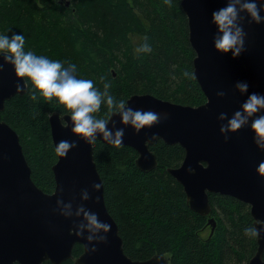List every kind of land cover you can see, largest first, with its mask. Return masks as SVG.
Here are the masks:
<instances>
[{
  "label": "trees",
  "instance_id": "1",
  "mask_svg": "<svg viewBox=\"0 0 264 264\" xmlns=\"http://www.w3.org/2000/svg\"><path fill=\"white\" fill-rule=\"evenodd\" d=\"M180 2L69 0L66 6V0H0V32H23L26 50L75 63L76 74L92 79L101 90L110 82L109 92L117 99L150 94L197 107L206 98L194 77L195 54ZM145 38L152 50L137 53ZM185 71L192 75H184ZM52 112L64 115L55 98L33 99L30 84L23 95L6 101L0 112V121L19 136L32 181L46 194L54 191L52 166L57 161L48 121ZM107 113L102 104L98 115ZM149 149L157 166L143 172L136 167L138 154L133 148L100 141L93 146L105 205L118 225L125 254L134 261L160 254L171 264H248L257 248L256 237L243 231L253 225L249 206L229 196L208 194L210 214H197L167 171L180 166L183 148L158 140ZM210 218L216 222L212 233ZM81 253L82 247L75 245L73 257Z\"/></svg>",
  "mask_w": 264,
  "mask_h": 264
},
{
  "label": "water",
  "instance_id": "2",
  "mask_svg": "<svg viewBox=\"0 0 264 264\" xmlns=\"http://www.w3.org/2000/svg\"><path fill=\"white\" fill-rule=\"evenodd\" d=\"M226 2H180L187 18L188 41L195 54L194 77L206 102L192 107L150 94L133 95L127 100L129 106L154 109L161 113V120L136 132L114 113L108 126L113 132L124 128L122 143L115 145L133 148L138 154L136 167L143 172L157 166L150 145L158 140L167 145H180L184 150L182 163L167 171L182 186L188 207L201 216H208L211 212L208 194L229 196L249 206L253 226L260 230L264 229V150L258 147L249 126L234 133H221L220 127L249 93H264V23L256 24L245 16L242 53L235 58L231 52L218 53L213 48L216 28L210 19L211 13ZM20 79L14 75L11 65L5 63L0 69V112L6 101L26 92L27 85L17 91V83L23 86ZM237 81H247L248 90L241 93L235 86ZM221 113L226 115L221 118ZM67 119L58 112H52L48 119L57 155L52 166L55 186L51 194L44 193L32 181L18 134L0 121V264H62L68 259L73 264H171L160 254L144 261H134L125 254L118 225L105 205L104 185L93 156L96 141L114 143L103 139L102 133L93 142L77 138L70 126L63 125L62 121ZM61 139L76 141V146L66 155L57 150ZM93 183H100L101 188L93 190ZM84 188L89 192L87 200L80 195ZM58 198L72 203V216L60 213L62 205L57 206ZM80 205L97 212L100 219L112 225L105 240L98 239L103 233H97L89 241L88 229L77 234L82 217L76 216L75 210ZM207 223L212 233L216 222L210 218ZM256 244V252L248 264H264V231L256 236ZM75 245L82 247V253L76 258L73 257Z\"/></svg>",
  "mask_w": 264,
  "mask_h": 264
},
{
  "label": "clouds",
  "instance_id": "3",
  "mask_svg": "<svg viewBox=\"0 0 264 264\" xmlns=\"http://www.w3.org/2000/svg\"><path fill=\"white\" fill-rule=\"evenodd\" d=\"M243 13V15H242ZM247 16L251 22L264 23V0H227L224 6L211 13L210 22L216 28L213 37V48L220 54L231 52L233 58L242 53L246 32L242 20ZM26 36L23 32H14L11 35L0 32V63L2 69L5 63L11 65L16 77L23 80V86L17 83V91L30 84L32 97H43L53 100L61 105L64 114L68 117L62 121L65 127L70 126V131L77 134V138L93 142L97 134L102 133L103 139L114 144H121L124 137V128H117L113 132L109 125L111 114H118L123 124L130 125L136 132L146 127H151L161 120V113L148 108L129 106L125 99H117L109 92L110 82H105L103 90L94 86V81L89 78L79 77L76 74L75 63H65L60 59H50L46 55H38L33 50L25 49ZM146 42L136 48V52H150L151 45ZM184 75L192 73L185 71ZM20 79V80H21ZM19 81V80H18ZM236 88L246 92L249 88L247 81H237ZM223 95V93H220ZM107 106L108 113L98 115L101 105ZM226 114L221 113V118ZM249 121L251 123L249 124ZM244 126H249L254 133V139L261 150H264V93L251 92L240 107L227 119L226 124L220 127L221 133L236 132ZM76 146L75 140L61 139L57 143V150L66 155L68 150ZM93 190L101 188L100 183L91 185ZM81 198L87 200V188L81 190ZM60 213L72 216V203H65L57 199ZM75 215L82 217L77 234L88 229L87 239L91 241L97 233H103L98 239L105 240L106 234L112 225L99 217V214L80 205L75 210ZM245 235L256 237L260 231L255 226L249 225L243 229Z\"/></svg>",
  "mask_w": 264,
  "mask_h": 264
},
{
  "label": "rangeland",
  "instance_id": "4",
  "mask_svg": "<svg viewBox=\"0 0 264 264\" xmlns=\"http://www.w3.org/2000/svg\"><path fill=\"white\" fill-rule=\"evenodd\" d=\"M63 1H65V0H63ZM207 234H208V230L206 231L205 235H207Z\"/></svg>",
  "mask_w": 264,
  "mask_h": 264
}]
</instances>
